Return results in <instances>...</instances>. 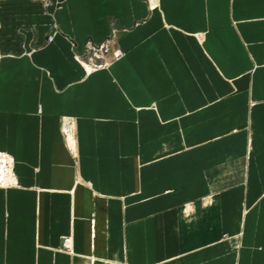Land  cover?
Returning a JSON list of instances; mask_svg holds the SVG:
<instances>
[{
    "label": "crops",
    "instance_id": "0c3cea01",
    "mask_svg": "<svg viewBox=\"0 0 264 264\" xmlns=\"http://www.w3.org/2000/svg\"><path fill=\"white\" fill-rule=\"evenodd\" d=\"M0 154V264H264V0H0Z\"/></svg>",
    "mask_w": 264,
    "mask_h": 264
},
{
    "label": "built area",
    "instance_id": "2783aa9c",
    "mask_svg": "<svg viewBox=\"0 0 264 264\" xmlns=\"http://www.w3.org/2000/svg\"><path fill=\"white\" fill-rule=\"evenodd\" d=\"M53 35L47 38V42H51ZM112 37L105 39L101 43L94 44L92 42H86L81 54L75 56V60L83 67L88 68L91 71L105 70L110 64L118 61L122 57L120 49L111 51ZM111 55L112 60L108 57ZM11 162L5 155L0 154V187L8 182L4 181V176L10 175ZM10 178V177H9Z\"/></svg>",
    "mask_w": 264,
    "mask_h": 264
},
{
    "label": "bare ground",
    "instance_id": "6f19581e",
    "mask_svg": "<svg viewBox=\"0 0 264 264\" xmlns=\"http://www.w3.org/2000/svg\"><path fill=\"white\" fill-rule=\"evenodd\" d=\"M10 177V178H9ZM8 180H12V172H10V175H7L6 177L4 176V181L8 182ZM6 184V183H5ZM4 184V185H5Z\"/></svg>",
    "mask_w": 264,
    "mask_h": 264
}]
</instances>
